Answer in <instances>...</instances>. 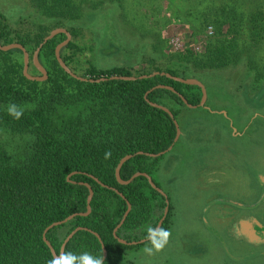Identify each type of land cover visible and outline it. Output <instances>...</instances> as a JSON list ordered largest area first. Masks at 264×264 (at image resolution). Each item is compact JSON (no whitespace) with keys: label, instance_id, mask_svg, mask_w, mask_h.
Here are the masks:
<instances>
[{"label":"trees","instance_id":"obj_1","mask_svg":"<svg viewBox=\"0 0 264 264\" xmlns=\"http://www.w3.org/2000/svg\"><path fill=\"white\" fill-rule=\"evenodd\" d=\"M35 5L53 21L26 30L9 24L0 11V45L23 46L29 55V68L35 69L31 63L34 51L53 29L65 28L72 39L60 50L62 61L80 78L106 80L80 81L61 69L54 52L66 39L64 34H58L40 49L38 59L47 72V79L42 82L24 77L23 60L15 56L22 55L19 49L0 50V129L27 135L30 142L20 164H14L0 146V264H48L53 257L43 241L44 230L72 215V219L45 234L56 256L65 238L76 228H82L67 242L64 252L103 256L102 243L107 253L104 264H132L125 259V252L149 242L123 245L115 239L114 230L127 210L126 201L131 209L115 235L127 243L145 239L147 227H156L166 207L168 212L161 228L169 231L173 206L168 196L166 203L142 176L127 185L119 184L115 167L123 157L133 155L120 169L121 180L128 181L134 174L144 173L160 189L153 173L168 152L157 158L148 155L175 146V122L178 125L180 109L186 108L179 95L195 107L202 96L199 87L183 84L167 74L195 79L200 70L230 65L238 45L237 36L231 35L230 41L222 36L211 40L204 55L187 51L185 63L179 66H162L149 58L139 69L78 67L77 54L81 48L75 39L80 30L65 27L60 20L75 15L70 1L37 0ZM260 13L253 14L251 21H256ZM239 17L233 8L226 15H214L216 33L224 35L221 28ZM255 30L252 35L259 34ZM155 72L158 73L155 76L135 81L111 79ZM157 86H168L175 92ZM11 103L24 109L19 120L7 113ZM150 103L168 109L172 117ZM106 152L111 153L107 159ZM86 185L91 187L93 196L90 213L84 216Z\"/></svg>","mask_w":264,"mask_h":264},{"label":"rangeland","instance_id":"obj_2","mask_svg":"<svg viewBox=\"0 0 264 264\" xmlns=\"http://www.w3.org/2000/svg\"><path fill=\"white\" fill-rule=\"evenodd\" d=\"M69 1L75 15L60 20L80 30L78 67L139 69L149 58L179 66L187 51L204 55L211 40L236 34L234 61L195 78L206 88V108L180 109L179 139L153 173L173 206L167 244L149 254L147 243L124 256L132 264H264V240L247 241L239 229L242 217L264 229V0ZM35 3L0 0V11L12 26L32 30L53 21ZM232 8L240 17L217 34L213 16ZM28 73L40 75L32 67ZM29 143L27 135L0 129L14 164Z\"/></svg>","mask_w":264,"mask_h":264},{"label":"water","instance_id":"obj_3","mask_svg":"<svg viewBox=\"0 0 264 264\" xmlns=\"http://www.w3.org/2000/svg\"><path fill=\"white\" fill-rule=\"evenodd\" d=\"M58 34H64L66 39L59 43L56 47H55V58L59 64V66L61 67V69H63V71L65 73H67L70 77L74 78V79H77V80H80V81H89V82H101V81H104L106 80L105 78H100V79H97V80H87V79H84V78H80L78 76H76L70 69L69 67L66 66V64L62 61L61 57H60V50L65 47L70 41H71V35L69 32H67L65 29H55L53 31H51L44 39L43 41L40 43V45L38 46V48L34 51L33 55H32V58H31V63L33 64V66L36 68V70L38 71V73L40 74L39 77L37 76H31L29 73H28V68H29V62H30V59H29V55L28 53L25 51V49L23 48V46L19 45V44H10V45H6V46H3V45H0V50L1 51H9V50H12V49H19L21 52H22V55H23V75L25 78H27L28 80L30 81H37V82H42V81H45L47 79V72L45 70L44 67L41 66V64L39 63L38 61V55H39V52H40V49L43 47V45L45 43H47L48 41H50L51 39H53L55 36H57ZM158 73L155 72V73H152L150 75H142V76H139V77H117V76H114V77H111V79H115V80H123V81H135L137 79H144V78H149V77H152V76H155L157 75ZM162 74V73H161ZM167 77L169 78H173L174 80L176 81H179L183 84H186V85H195L197 87H199L201 89V93H202V96H201V99H200V103L197 107H201V108H206L205 106V103H206V99H207V91H206V88L205 86L200 82L198 81L197 79H182V78H177V77H171L170 75L167 74ZM157 88H162V89H166V90H169L171 92H175L171 87H168V86H157ZM180 99L182 100V102L186 105V107L190 108V109H195L197 107L195 106H191L190 104L187 103V101L184 99V97H182L181 95H179ZM150 105L154 106V107H158L160 109H162L163 111H165L166 113H168L170 115V117H172L170 111L162 106H159V105H155V104H152L150 103ZM224 114V113H223ZM225 115V114H224ZM175 125H176V136H175V139H174V143L177 142V140L179 139V136H180V129H179V126L177 125V122H175ZM171 147H169L166 151L164 152H161L159 154H149L148 156L151 157V158H157V157H160V156H163L165 153H167L168 151H170ZM139 155H142L143 153L139 152L137 153ZM133 157V155H127L125 157H123L119 162L118 164L116 165L115 167V171H114V175H115V179L116 181L121 184V185H127L129 184L133 179L139 177V176H142L144 178L147 179L149 185L155 189L158 193H160L166 200V203L168 202L167 201V197L165 195V193H163V191L161 189H158L155 184L153 183L152 179L150 176H148L147 174H144V173H136L134 174L128 181H123L121 180L120 178V169L122 167V165L127 162L128 160H130L131 158ZM70 176L67 177V179H69ZM95 181L98 183L99 181L95 179ZM87 189H88V198H87V211L86 213L82 214L84 216L88 215L90 213V202H91V199H92V196H93V191L91 189L90 186L86 185ZM120 195V197H122L124 199V197L122 196V194L118 193ZM126 204H127V210L126 212L124 213L123 215V218L122 220L119 222V224L117 225V227L115 228L114 230V237L115 239L123 244V245H139V244H144L146 242H148V240L145 238V239H141L139 241H136V242H130V243H127L126 241L124 240H121L119 239L116 235H115V232L117 231V229L123 224L125 218L127 217L130 209H131V206L130 204L126 201ZM167 212H168V209L167 207L164 209V213H163V216L161 217V219L159 220V222L157 223L156 227H160L161 228V225H162V222L163 220L165 219V216L167 215ZM74 217V215L72 216H69L67 217L65 220L63 221H59V222H55V223H52L51 225H49L48 227L45 228L44 230V233H43V241L44 243L47 245V247L49 248L50 250V253L52 255V257L56 256L53 248L51 247L50 243L47 241V239L45 238V234L50 230L52 229L53 227H57V226H60L64 223H66L67 221H69L70 219H72ZM256 233H259L261 235V239L260 240H264V229L262 227H258V225L256 224ZM82 228H76L75 230H73L66 238L65 240L63 241L62 245H61V249H60V253L64 250V247L65 245L67 244V242L73 237V235L81 230ZM98 239L99 237L97 236V234H94ZM251 240V236L249 235L248 236ZM259 239V238H258ZM101 243V242H100ZM101 249H102V252H103V257L104 259L106 258V249L105 247L103 246V244L101 243Z\"/></svg>","mask_w":264,"mask_h":264},{"label":"clouds","instance_id":"obj_4","mask_svg":"<svg viewBox=\"0 0 264 264\" xmlns=\"http://www.w3.org/2000/svg\"><path fill=\"white\" fill-rule=\"evenodd\" d=\"M7 113L14 119L19 120L24 113V109L15 103H11L7 106ZM110 155V152H106L105 158L107 159ZM170 235L171 233L168 230L148 226L146 239L151 246L146 247L145 251L151 254L153 250L157 252L162 250L167 244ZM48 264H104V257L93 256L88 252L77 255L72 252L62 251L58 256H54Z\"/></svg>","mask_w":264,"mask_h":264},{"label":"crops","instance_id":"obj_5","mask_svg":"<svg viewBox=\"0 0 264 264\" xmlns=\"http://www.w3.org/2000/svg\"><path fill=\"white\" fill-rule=\"evenodd\" d=\"M193 109V108H192ZM239 223H240V226H239V229H241L243 231L242 234H240V237L243 238H246L247 241H250V242H254V243H257V242H262L261 239V235L258 233H256V219L254 218H248V217H242V219L240 218L239 220ZM246 235H250L251 236V240L248 239L249 237L246 236ZM259 238V239H258Z\"/></svg>","mask_w":264,"mask_h":264},{"label":"flooded vegetation","instance_id":"obj_6","mask_svg":"<svg viewBox=\"0 0 264 264\" xmlns=\"http://www.w3.org/2000/svg\"><path fill=\"white\" fill-rule=\"evenodd\" d=\"M258 234V233H257Z\"/></svg>","mask_w":264,"mask_h":264}]
</instances>
